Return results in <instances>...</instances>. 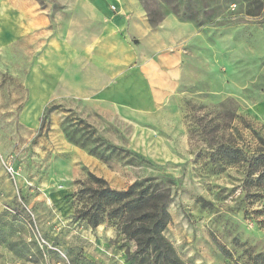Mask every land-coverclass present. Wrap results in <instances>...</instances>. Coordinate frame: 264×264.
<instances>
[{
    "label": "rangeland",
    "instance_id": "1",
    "mask_svg": "<svg viewBox=\"0 0 264 264\" xmlns=\"http://www.w3.org/2000/svg\"><path fill=\"white\" fill-rule=\"evenodd\" d=\"M35 1L57 27L62 0ZM137 2L149 29L132 38L149 79L138 109L102 114L68 98L25 108L24 76L0 71V264H149L131 239L141 218L92 228L76 217L79 191L99 186L91 175L117 190L168 189L165 236L180 264H260L264 193L245 191L243 168L220 165L212 146L264 152V11L248 15L245 0ZM19 240L27 247L11 251Z\"/></svg>",
    "mask_w": 264,
    "mask_h": 264
},
{
    "label": "crops",
    "instance_id": "2",
    "mask_svg": "<svg viewBox=\"0 0 264 264\" xmlns=\"http://www.w3.org/2000/svg\"><path fill=\"white\" fill-rule=\"evenodd\" d=\"M61 4L62 21L52 27L35 0H0V71L24 76L25 108L32 99H42L44 109L54 99L68 98L102 114L138 109L149 79L146 54L132 40L149 29L137 0Z\"/></svg>",
    "mask_w": 264,
    "mask_h": 264
},
{
    "label": "trees",
    "instance_id": "3",
    "mask_svg": "<svg viewBox=\"0 0 264 264\" xmlns=\"http://www.w3.org/2000/svg\"><path fill=\"white\" fill-rule=\"evenodd\" d=\"M248 5L247 14L259 16L264 11V0H245ZM51 109H46L42 123ZM212 157L222 166L241 167L245 173V186L255 187L264 193V152L258 151L253 155L246 153L242 148L233 145L212 146ZM215 147V148H214ZM99 184L97 188L84 187L78 193L82 206L76 217L84 219L92 228H97L104 219H117L123 215H131L142 219V225L131 233V239L136 244L135 254L141 261L151 264H180L174 247L166 238L165 232L170 223V214L167 205L170 203L168 189L158 185L144 186L137 182L126 190H117L108 187L104 180L91 175ZM248 187V189H247ZM204 208H213V204L201 199ZM0 224V243H4L5 228ZM12 229V225H8ZM27 247L26 242L19 240L8 244L11 251L16 246ZM260 264H264V255L259 254ZM149 263V264H150Z\"/></svg>",
    "mask_w": 264,
    "mask_h": 264
},
{
    "label": "built area",
    "instance_id": "4",
    "mask_svg": "<svg viewBox=\"0 0 264 264\" xmlns=\"http://www.w3.org/2000/svg\"><path fill=\"white\" fill-rule=\"evenodd\" d=\"M111 8H112L113 11L117 10V7L115 5H113Z\"/></svg>",
    "mask_w": 264,
    "mask_h": 264
}]
</instances>
